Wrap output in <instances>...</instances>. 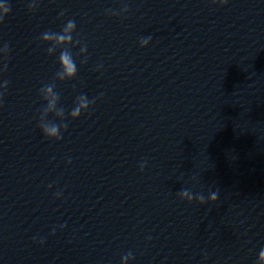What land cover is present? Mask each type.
I'll return each instance as SVG.
<instances>
[{"label": "water", "instance_id": "1", "mask_svg": "<svg viewBox=\"0 0 264 264\" xmlns=\"http://www.w3.org/2000/svg\"><path fill=\"white\" fill-rule=\"evenodd\" d=\"M10 2L0 25V47H9L0 56L9 82L0 103V264H122L129 252L132 264H257L264 0H40L35 12L28 0ZM69 19L88 54L85 63L74 45L78 74L61 81V50L49 56L40 37ZM45 85L63 116L46 112ZM84 94L95 103L73 120ZM40 122L68 130L50 141ZM182 189L206 200L216 191L218 200L189 203Z\"/></svg>", "mask_w": 264, "mask_h": 264}, {"label": "clouds", "instance_id": "2", "mask_svg": "<svg viewBox=\"0 0 264 264\" xmlns=\"http://www.w3.org/2000/svg\"><path fill=\"white\" fill-rule=\"evenodd\" d=\"M40 0H28L29 11L35 12ZM226 3L227 0H224ZM128 7L125 6L123 8V12L127 13ZM12 8L10 0H0V25L4 24L5 20L11 15ZM108 15H114L111 10H107ZM61 17L64 16V13L61 12ZM77 32V25L75 19H69L62 26L60 31H52L48 30L41 34V42L44 45H47L46 48L47 54L49 56L55 55L57 49H60V54L58 58L59 70L56 73V76L61 81L63 80H72L75 79L78 74V67L76 60L74 59L72 52L70 49L74 45H78L80 48V52L84 57V61H87L88 49L87 45L84 44L82 40L74 39V35ZM140 47L147 48L151 43V37H143L140 39ZM9 54V47L5 44L3 47H0V56L7 57ZM102 69V65H97V71ZM9 88V82L7 80L0 79V103L3 101V95L7 92ZM39 94L46 101V112L54 113L57 116H63V111L57 109V105L59 103V95L55 92L54 88L51 85H45L40 88ZM95 103V100H89L86 94L81 95L78 99L77 105L71 111V117L73 120H79L81 116L90 111L91 107ZM39 128L44 135V137L50 141H62L63 136L62 132H66L67 126L56 124V123H39ZM68 163H71V160H68ZM146 167V163H141L140 169L144 170ZM52 185H49L51 188ZM56 198L60 199L62 197V192L57 191L55 193ZM179 198L181 200L192 203L194 201H198L201 205L207 203L208 201L215 203L218 200V192L211 191L208 193L207 200L203 195H194L187 189H182L179 192ZM65 225H61L60 229L63 230ZM56 229H53V235L55 234ZM35 239V238H34ZM151 240V237H148ZM40 244L44 243V240L41 239L39 241ZM134 256L131 252L121 258L122 264H132L134 261ZM207 259V257H205ZM257 264H264V248L259 251Z\"/></svg>", "mask_w": 264, "mask_h": 264}]
</instances>
